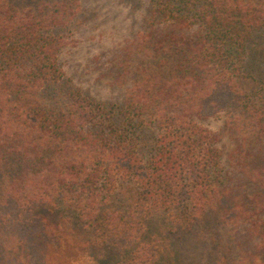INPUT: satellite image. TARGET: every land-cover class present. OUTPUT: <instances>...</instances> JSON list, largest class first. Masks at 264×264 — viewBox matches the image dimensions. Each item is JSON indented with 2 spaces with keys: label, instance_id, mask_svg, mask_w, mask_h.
<instances>
[{
  "label": "trees",
  "instance_id": "trees-1",
  "mask_svg": "<svg viewBox=\"0 0 264 264\" xmlns=\"http://www.w3.org/2000/svg\"><path fill=\"white\" fill-rule=\"evenodd\" d=\"M149 2V30L135 46L148 62L109 105L65 76L53 33L59 10L0 0V211L22 220L68 198L100 246L136 249L132 264L155 261L158 237L143 239L146 230L200 226L223 199L229 219L255 227L246 208L264 206L263 197L226 201L218 139L204 126L223 115L243 135L244 159L264 145V0ZM250 156L247 173L264 178V158ZM119 194L127 205L115 213Z\"/></svg>",
  "mask_w": 264,
  "mask_h": 264
},
{
  "label": "rangeland",
  "instance_id": "rangeland-1",
  "mask_svg": "<svg viewBox=\"0 0 264 264\" xmlns=\"http://www.w3.org/2000/svg\"><path fill=\"white\" fill-rule=\"evenodd\" d=\"M7 3L31 10L41 7L52 15L60 11L63 20L60 25H53V33L61 43L58 61L71 83L94 102L119 104L135 79L137 67L148 62L137 55L135 46L138 36L149 30V0H7ZM160 28L162 33L166 31L164 26ZM193 30L194 27L175 32L189 34ZM204 126L218 139L226 174L220 188L228 190L226 201L264 198V178H252L247 173L250 155L264 158V145L248 148V157L244 159L247 147L243 135L226 129L223 115L208 118ZM5 186L0 179V193ZM123 198L119 194L111 204L115 213L125 209ZM72 203L68 198L63 201L54 197L48 204L36 205L22 220L15 219L12 210L4 207L5 212L0 211V264H132L137 257L136 249L100 246L95 241L100 233L78 219ZM222 204L205 213L200 226L178 225L165 231L159 226L157 232H151L154 227L146 230L143 239L153 233L158 237L152 247L153 264H264V248L254 250L258 241L261 246L264 244V206L246 208L256 216L254 227L229 219ZM252 228L260 231L250 237Z\"/></svg>",
  "mask_w": 264,
  "mask_h": 264
}]
</instances>
